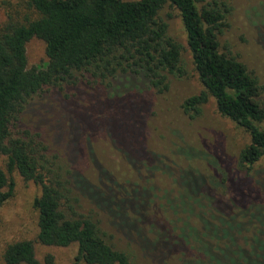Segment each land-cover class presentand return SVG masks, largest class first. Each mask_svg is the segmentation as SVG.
I'll return each mask as SVG.
<instances>
[{"label":"rangeland","instance_id":"374dc122","mask_svg":"<svg viewBox=\"0 0 264 264\" xmlns=\"http://www.w3.org/2000/svg\"><path fill=\"white\" fill-rule=\"evenodd\" d=\"M206 3L225 12L219 49L242 62L256 78L264 106V0ZM159 16L168 36L181 47L180 73L164 74L161 86L153 87L142 75L123 72V67H117L112 78L74 72L67 82L43 87L24 104L14 135L38 136L45 148L41 153L48 178L69 182L71 174L104 194L116 192L117 200L131 193L152 198L139 213L127 210L121 213L123 218H116L108 209L92 210L77 193L76 184L68 185L75 216L95 220L102 239L128 253L132 264H221L219 260L225 261L222 251L234 259L231 264H264V159L252 167L249 184L258 191L255 206L262 207L260 213L251 217L233 210L227 215L230 207L219 211L214 203L228 201L230 196L228 184L221 181L226 175L230 179L232 172L242 174L238 159L249 139L218 114L212 98L199 113L184 114L183 102L203 88L177 10L167 3ZM36 17L25 0H0V32L10 23L24 24ZM44 48V42L36 38L27 43L28 68L44 66ZM127 125L132 129L136 161L114 142L116 130ZM129 151L133 155L134 147ZM141 153L145 157L140 159ZM0 168L14 182L12 196L0 207V264H5L6 247L24 240L33 243L40 262L51 255L54 264H74L76 244L47 247L36 240L37 212L32 202L40 194L39 187L16 172L9 174L1 155ZM160 232L179 245L168 249L175 246L168 241L167 250L161 249Z\"/></svg>","mask_w":264,"mask_h":264},{"label":"trees","instance_id":"16d2710c","mask_svg":"<svg viewBox=\"0 0 264 264\" xmlns=\"http://www.w3.org/2000/svg\"><path fill=\"white\" fill-rule=\"evenodd\" d=\"M25 1L37 17L24 24L10 23L0 32V155L6 159L9 174L16 172L40 189L32 202L37 212L39 244L47 247L76 244L74 264H132L128 253L102 239L95 220L75 216L69 205L68 185L76 184L77 193L88 201L92 210L108 209L116 218H123L121 213L127 210L135 209L139 213L150 205L152 198L144 193L140 197L131 193L128 198L117 200L116 192L104 194L100 188L74 175L72 178L71 174L67 176L69 182L48 178L46 159L41 153L45 148L37 140L38 136L24 132L23 137L17 138L14 129L24 104L31 97L45 86L67 82L74 72L112 78L117 67H123V72L142 75L153 87L161 86L164 74L180 73L181 47L168 36V27L159 16L167 3L179 14L192 65L203 88L183 102L184 114L199 113L201 106L212 98L218 114L242 129L249 139L238 159L237 169L242 174L236 176L232 172L231 181L227 175L221 181L230 188L228 201L215 202L217 198L209 201L215 202L219 211L230 207L227 215L233 210L249 213L251 217L260 213L262 207L255 206L258 191L249 184L252 167L264 159L261 87L242 62L219 49L218 34L224 26L225 12L216 5L210 6L206 0ZM33 38L45 44L46 63L42 68L27 66L26 45ZM116 131L114 142L123 146L125 155L136 161L131 127L120 126ZM125 146L129 150L134 147V154ZM144 157L141 153L140 159ZM13 189V180H8L0 168V207L12 196ZM164 233L160 232L158 244L162 242L161 249L167 250L169 243L166 242H172L175 246L168 249L173 250L179 242L171 241V235ZM221 253L225 261L219 260V263L234 262L226 251ZM3 259L5 264H54L51 255L45 256L43 262L38 261L33 243L25 240L8 245Z\"/></svg>","mask_w":264,"mask_h":264}]
</instances>
